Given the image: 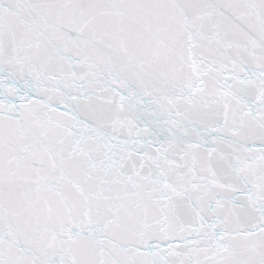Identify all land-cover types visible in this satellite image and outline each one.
<instances>
[{"label": "snow or ice", "instance_id": "1", "mask_svg": "<svg viewBox=\"0 0 264 264\" xmlns=\"http://www.w3.org/2000/svg\"><path fill=\"white\" fill-rule=\"evenodd\" d=\"M0 264H264V0H0Z\"/></svg>", "mask_w": 264, "mask_h": 264}]
</instances>
